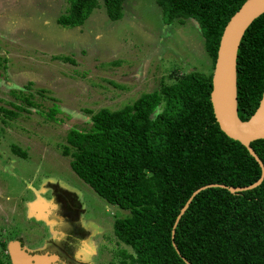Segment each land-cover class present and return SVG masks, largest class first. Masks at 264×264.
<instances>
[{
    "label": "trees",
    "instance_id": "1",
    "mask_svg": "<svg viewBox=\"0 0 264 264\" xmlns=\"http://www.w3.org/2000/svg\"><path fill=\"white\" fill-rule=\"evenodd\" d=\"M66 1L55 19L62 28L81 26L98 2L107 19L117 21L124 0ZM244 1L155 0L165 24L188 19L197 24L208 73L171 74V83L120 109H99L89 117L88 129H70L65 136L61 155L70 158L74 175L106 204L127 211L112 224L117 242L132 251H119V264H185L182 258L189 264H264V176L257 187L238 194L200 191L174 229L178 254L170 239L174 219L193 191L212 184L244 187L260 176L246 149L219 130L209 102L221 33ZM235 69L237 117L246 121L264 90V13L244 31ZM10 93L34 106L21 92ZM56 112L51 109L48 117ZM249 145L264 167V139ZM11 151L25 158L17 147ZM4 249L0 242V264H8Z\"/></svg>",
    "mask_w": 264,
    "mask_h": 264
},
{
    "label": "rangeland",
    "instance_id": "2",
    "mask_svg": "<svg viewBox=\"0 0 264 264\" xmlns=\"http://www.w3.org/2000/svg\"><path fill=\"white\" fill-rule=\"evenodd\" d=\"M67 6L66 0H0V108L15 114L0 111V242L6 255L13 241L29 257L51 258L44 264H119L118 252L132 251L117 242L112 224L127 211L106 204L74 175L70 158L61 155L65 136L70 129H88L99 109H120L171 83V74L208 73L210 62L197 24H165L155 0H124L114 22L98 2L76 28L55 22ZM53 108L57 112L49 118ZM12 146L25 158L14 155ZM55 186L82 200L78 222L84 232L75 260L40 247L41 237L60 242L66 233L67 208L51 193ZM34 202L48 208L40 205L42 214H29Z\"/></svg>",
    "mask_w": 264,
    "mask_h": 264
},
{
    "label": "water",
    "instance_id": "3",
    "mask_svg": "<svg viewBox=\"0 0 264 264\" xmlns=\"http://www.w3.org/2000/svg\"><path fill=\"white\" fill-rule=\"evenodd\" d=\"M263 13L264 0H245L229 18L219 39L211 72V90L209 93L212 114L219 130L227 138L237 141L246 149L248 154L257 163L260 170V176L254 183L244 187H227L224 185L212 184L200 187L193 191L180 208L171 227V244L177 254L178 251L172 241L174 229L194 196L200 191L208 188H221L225 189L230 194H238L254 189L263 179V164L249 144L255 140L264 139V90L255 111L246 121H241L237 117L235 69L236 53L243 33L250 23ZM34 205H36V202L28 204L29 214L34 213L31 211V207H34ZM6 253L11 264H19V260L23 264H34L31 262L36 261V258L27 256L25 252L19 248L18 242L12 241V243H8L6 245ZM182 261L185 264H189L183 258Z\"/></svg>",
    "mask_w": 264,
    "mask_h": 264
},
{
    "label": "flooded vegetation",
    "instance_id": "4",
    "mask_svg": "<svg viewBox=\"0 0 264 264\" xmlns=\"http://www.w3.org/2000/svg\"><path fill=\"white\" fill-rule=\"evenodd\" d=\"M51 188L53 189H51L50 191L51 193H53L56 199L65 201L61 207L65 206L67 208V212H65V214L62 213V216L64 217L63 222L65 223L64 230L66 233L64 237L60 239L61 240L60 242H56L50 237H46V238L41 237L40 247L46 246L50 249L52 248L54 249L58 257L60 254L61 256H64L66 259L68 258V261L75 260L74 259L75 256L73 255V253L77 248L76 243H78L80 240L83 239L82 232H84L82 224L78 222L79 221L78 216H80V212L78 208L82 206V200L81 199L79 200L77 193L72 192L68 189L66 192L57 186ZM66 202L67 205L65 204ZM43 225L45 226V224ZM15 239H17L22 245L21 238L16 237ZM31 263H35V262L32 261ZM9 264H11L10 259H9Z\"/></svg>",
    "mask_w": 264,
    "mask_h": 264
},
{
    "label": "bare ground",
    "instance_id": "5",
    "mask_svg": "<svg viewBox=\"0 0 264 264\" xmlns=\"http://www.w3.org/2000/svg\"><path fill=\"white\" fill-rule=\"evenodd\" d=\"M40 205H43V206L47 207L45 204L40 203L39 205H34V207L32 206L31 207L32 208L31 211L34 212V213H37V214H39V213L42 214L41 211L44 212L45 209H43L42 206H40ZM37 208H38V210H37ZM19 264H23V263H21V261L19 260ZM35 264H42V263H39L38 259H36Z\"/></svg>",
    "mask_w": 264,
    "mask_h": 264
},
{
    "label": "crops",
    "instance_id": "6",
    "mask_svg": "<svg viewBox=\"0 0 264 264\" xmlns=\"http://www.w3.org/2000/svg\"><path fill=\"white\" fill-rule=\"evenodd\" d=\"M51 260V258L48 260V259H38V261H39V263H46L47 261H50Z\"/></svg>",
    "mask_w": 264,
    "mask_h": 264
}]
</instances>
